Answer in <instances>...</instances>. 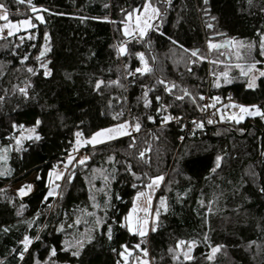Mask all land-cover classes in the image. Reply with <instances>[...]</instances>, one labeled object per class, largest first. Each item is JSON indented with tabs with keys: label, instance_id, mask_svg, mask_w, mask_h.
Returning <instances> with one entry per match:
<instances>
[{
	"label": "trees",
	"instance_id": "trees-1",
	"mask_svg": "<svg viewBox=\"0 0 264 264\" xmlns=\"http://www.w3.org/2000/svg\"><path fill=\"white\" fill-rule=\"evenodd\" d=\"M151 2L160 9L158 20L145 37L133 40L122 28L145 0H31V5L0 0L11 20L36 24L0 37V152L12 144L20 125L40 137L0 160V170H7L0 173L2 264H135L144 250L149 264H264V117L239 123L217 117L211 124L201 119L203 127L189 124L186 133L183 120L200 115L205 95L220 107L232 100L264 112V77L249 88L243 72L256 61L255 69L264 71V0ZM40 14L39 23L35 15ZM232 40L252 46L250 61H233ZM207 42L220 47L209 48ZM45 48L50 50L37 60ZM140 51L150 72L127 76ZM42 64L50 75H44ZM97 81L104 82L100 88ZM161 105L166 112L159 111ZM166 116L175 121L164 122ZM124 122L133 133L84 146L87 161L70 164L56 195L44 199L49 172L65 164L78 139L85 142ZM217 156L222 157L218 168ZM32 173L35 190L20 199L10 187L26 183ZM157 176L163 179L154 196L155 217L141 237L122 225L137 192ZM161 198L167 211L158 206ZM208 199L217 205L208 206ZM25 236L31 239L27 251L21 243ZM181 240L187 243L179 250ZM193 241L192 259L185 260L182 251ZM214 247L219 250L209 259ZM77 250L80 255L73 256ZM127 251L124 261L120 253Z\"/></svg>",
	"mask_w": 264,
	"mask_h": 264
},
{
	"label": "snow or ice",
	"instance_id": "snow-or-ice-1",
	"mask_svg": "<svg viewBox=\"0 0 264 264\" xmlns=\"http://www.w3.org/2000/svg\"><path fill=\"white\" fill-rule=\"evenodd\" d=\"M17 2L18 3H22V2H24V0H17ZM166 2L170 4L171 0H166ZM28 3H29V5H31V0H28ZM205 3H207V0H205ZM143 7H144L145 19L143 21H141V17L140 16L137 17V26L139 27L141 37H143L146 34L148 28L152 27V25L149 23V20L154 19L156 16L160 15V9L157 8V7H154L150 2L145 3L143 5ZM31 10L34 13L38 12V9L35 6H32ZM130 15L131 14H129V16ZM8 17H9L8 8L3 3H0V20L6 21V23L4 25L0 26V31H3L4 29H7L8 30V35H13L15 31H19L21 28L28 29V28L35 27V25L31 21V19H24V20L18 21L16 23H13V22L9 21ZM35 18L37 20H40L41 22H43V17L42 16L36 15ZM208 26L211 27V25H208ZM125 35H130V33L128 31V28H127V25H125ZM45 38L47 39V33H45ZM214 47H220V45H214L212 43H209V48H214ZM261 48L264 49V39H262ZM49 50L50 49H48V48H45L44 50H42L40 52V55L37 57V60H39L40 57L45 56L46 52L49 51ZM124 51H125L124 48L120 49V52H124ZM197 54H198V50H193L192 51V56H197ZM140 55H141V59H143L142 54H140ZM261 55H264V51L261 52ZM24 59H27V57H25ZM201 59H203V57H201ZM256 63H259V61L254 62L251 65L249 70L254 69ZM41 67L44 69V75L45 76H48V75L51 74V69L48 68L47 64H42ZM28 71L29 72H33L34 70L32 68H28ZM136 71L137 72L149 71V69L147 67H145L144 69L137 68ZM259 75L261 77H264V71H260ZM255 79H256V77L254 76L252 78V80L249 81V83L247 85L249 88H254L255 87ZM103 83H104L103 81H97L96 82V87L100 88L101 84H103ZM111 83H118V81H112ZM161 83H163V81H161ZM217 86H219V85H217ZM172 87H175V85H172ZM20 91L22 93H25V95L27 94L25 89H20ZM166 91L170 92L171 88H166ZM144 95H145V101H144L145 102V106H148L150 101H148L147 98H146L147 97V93H145ZM185 95H188L187 91H185ZM0 99H2V98H0ZM156 99L159 100L160 97H157ZM177 99H183V97L182 96L181 97H177ZM201 99H203V97H201ZM213 99L218 100L219 97H215ZM212 106L214 107V105H212ZM231 107L239 108L240 109V113H242V115H240L239 117H237L236 114H233L232 116L229 117L230 120H235L236 123H239L240 121H242L244 119V115H249V116H257V115H259L261 117H264V112H261V110L255 105L244 106V105L233 104V105H231ZM251 109H254V111L251 110ZM148 119L151 121V120H153V117L149 116ZM163 119H164V122H167V121L173 119V117L166 116ZM221 119H223V116L221 117ZM212 122L213 121L211 119L208 120L209 124H211ZM37 124H39V121H37ZM197 126L198 127H203V124L201 123V124H199ZM19 127L22 128L23 125H20ZM129 127H132V126L129 125L128 122H124V123H121V124H117L116 126H114L112 128L102 129V130L96 132L90 138V140L85 141V143L96 144V143L101 142V140H99L98 138L112 139V138H114L115 135H127V134H129L128 131H127V129ZM140 127H141V125L139 123H136L134 125V128H135L136 131H139ZM30 131L34 133L35 129L33 128ZM76 135H77V137H79L81 135V133H76ZM27 138L28 139H32L33 137L32 136H28ZM35 139L39 140L40 139L39 135H36ZM16 143L20 144V140L17 139ZM79 143H80V140L78 139L77 140V144H79ZM141 156H143V153H141ZM73 159L74 158L70 155L68 157V164H71ZM87 159H88V157H83L82 159L79 160V163L83 164ZM221 159H222V157H220V156L216 157V167L217 168L220 167ZM65 167H67V165H65ZM213 171H215V168L213 169ZM53 175H55V179L59 180V179L62 178L63 173H55L54 174L52 172H49V182L50 183L52 182ZM162 179H163L162 176L155 177L152 180V183L148 184L147 187L151 189L154 186H158L159 182ZM25 187H27L29 190L31 189L30 185L25 186ZM56 187L58 188L59 185H56ZM133 187H136V185H133ZM262 191H264V189H262ZM19 194L21 196L26 195L25 188L22 187L21 189H19ZM55 194H56L55 189L54 188H50L48 193H47V196H45L44 199L47 200L49 197H51V196H53ZM146 195L147 194L145 192H137L136 199L138 200L141 197H144ZM147 199H148V203L150 204L151 196H148ZM160 204H161L162 207H164V210L167 211V205L165 203L164 198H161ZM21 208H23V205H21ZM141 210L144 211L145 213H147L149 211L148 207H144ZM136 211H137V205H136V202L134 201L132 210L124 218L127 223H126V225H122V226H126L128 228L129 232H137L141 237H143L145 235V233H146V227L145 226L148 223V219H147L146 216L143 217V218L134 219V213H136ZM17 215L18 216L21 215V212L18 211ZM159 215H160L159 209H157L156 219L159 218ZM78 222L79 221H77V223ZM96 223H97V225H100L102 223V221L99 218H97ZM134 224L137 225V227H134ZM4 230L8 231V229H4ZM152 230L155 231L156 229L153 228ZM107 232H108L109 239H111V234H112L111 226H108ZM38 238L39 237H37V239ZM89 239H91V237H89ZM21 243L24 245V251H27L28 245L31 243L30 237L25 236L24 240ZM65 243H66V245L68 244L67 241ZM76 243L79 245L80 248H83V243L81 241H77ZM186 243L187 242H185L183 240L179 241L177 243V248H180L181 245H184ZM194 244H195V241L190 242V246L188 247V251L184 253V259L185 260L192 259L190 253L192 251V246ZM70 247H71V245H68V247L65 248V251L69 250ZM122 247H125V249H126V246H122ZM137 247H139V245H137ZM218 250H219V247L212 248V252L213 253L217 252ZM144 251H145V255H147V251L146 250H144ZM169 251H171V249ZM20 255H21V259H22L23 258V252H21ZM51 255H53V256L56 255V249L55 248L52 249ZM72 255L73 256H79L80 255L79 250L73 251ZM120 255L124 256V252H121ZM208 258L211 259V256H209ZM174 259H178V256L174 257ZM0 264H2V262H0ZM143 264H147V262L145 261V262H143Z\"/></svg>",
	"mask_w": 264,
	"mask_h": 264
},
{
	"label": "rangeland",
	"instance_id": "rangeland-1",
	"mask_svg": "<svg viewBox=\"0 0 264 264\" xmlns=\"http://www.w3.org/2000/svg\"><path fill=\"white\" fill-rule=\"evenodd\" d=\"M147 2H150L154 7H157L156 5H154L152 2H151V0H145V3H147ZM144 3V4H145ZM129 14H131L130 16H129ZM128 15H127V17H126V21H125V23H124V25H123V28H122V32H123V35L126 37V38H132L135 34H137V35H139V36H141L140 35V30H139V27L137 26V17L138 16H140L141 17V21H143L144 19H145V16H144V7H142L140 10H134V11H132V12H130ZM40 16H42L41 14H40ZM35 17H36V15H35ZM158 17H159V15L158 16H156L154 19H151V20H149V23L152 25V27L155 25V23L157 22V20H158ZM9 18V17H8ZM29 19V18H28ZM21 20H24V19H21ZM21 20H11L10 18H9V21H11V22H13V23H16V22H18V21H21ZM37 22H41L40 20H37ZM6 23V21H4V20H0V26H2V25H4ZM35 26H36V24H34ZM125 25H127V28H128V31H129V33H130V35H125ZM152 27H150V28H148V30H147V32H146V34L143 36V37H145L146 35H147V33L150 31V29L152 28ZM33 28V27H32ZM31 28H28V29H24V28H21L19 31H15L14 32V34H21V33H23V32H28L29 30H30ZM3 31H6L7 33H8V30L7 29H4ZM2 31H0V33H1ZM13 34V35H14ZM11 36V35H10ZM228 43H230V42H228ZM207 45H209V43L207 42L206 43ZM222 44H224V45H226L227 44V42H224V43H222ZM231 44H232V50L229 52V54H230V56H231V58L233 59V61H241V60H243V59H245L246 61H250L251 60V58H252V55H251V50L250 49H252V46L251 47H248V46H245V45H241V44H239L238 42H235V41H231ZM121 48H123V47H120L119 48V51H120V49ZM247 57H249V58H247ZM250 69V68H249ZM244 72V74H246L247 76H248V81H251L252 80V78L255 76L256 77V79L259 77V72L260 71H257L255 68L254 69H252V70H248V71H243ZM256 79H255V81H256ZM231 105H233V103L232 104H228V105H225L224 107H220L218 110H217V114H218V117L220 118V120H228V121H235V120H230L229 119V117L230 116H232L233 114H236V116L237 117H239L240 115H242V113H240V109L239 108H233V107H231ZM236 105H239V104H236ZM244 106H246V105H244ZM251 110H253L254 111V109H251ZM223 116V119H221V117ZM252 117H254V116H249V115H244V119L243 120H245V119H247V118H252ZM242 120V121H243ZM241 122V121H240ZM129 125H130V123H128ZM114 127V126H113ZM109 128H112V127H109ZM31 129H33V128H21V127H19V131H18V133H17V135L13 138V142H12V144L11 145H9L7 148H5L4 150H1V152H0V160L1 161H5V156H6V154H7V152H9V151H12V150H20L21 148H22V146H23V144H24V142H26V141H29V140H31V139H28L27 137L28 136H32L33 138L32 139H35V136L37 135L35 132L33 133V132H31L30 130ZM107 129V128H106ZM100 131V130H99ZM127 131H128V133L129 134H131V133H133V131H134V129L132 128V127H129L128 129H127ZM98 132V131H97ZM96 133V132H95ZM94 133V134H95ZM93 134V135H94ZM92 135V136H93ZM128 135V134H127ZM91 136V137H92ZM122 136H125V135H115L114 136V138H112V139H105V138H98L99 140H101V142H99V143H96V144H92V143H85L84 141H81L80 139V143L78 144V146L76 147V149H75V151L74 152H76L78 149H80V148H83L84 146H86V145H89V146H91V147H94V146H96V145H100V144H103V143H106V142H109V141H112V140H115V139H118V138H120V137H122ZM90 137V138H91ZM90 138H88L87 140H90ZM17 139H19L20 140V144H17L16 143V141H17ZM86 140V141H87ZM74 154V153H73ZM87 154H88V152H87ZM71 156L74 158L73 160H72V163L73 162H79V160L80 159H77V158H75L72 154H71ZM88 157V156H87ZM87 161V160H86ZM2 162V163H3ZM71 163V164H72ZM65 165H67V167L70 165V164H68V158H67V160H66V162H65V164H63V167H62V169H60V170H57L56 169V167L52 170V171H50V172H52V173H64V171H65V169L67 168V167H65ZM3 167V169L2 170H0V173H4V171H7L6 170V166H2ZM34 175H35V173H32L29 177H28V179H27V181H26V183L25 182H18V183H15V184H13V185H11V187H10V189L12 190V192L13 193H15V195H17L20 199H24L27 195H29L30 193H32L34 190H35V185L33 184V179H34ZM62 179V178H61ZM61 179H59V180H57V179H55V175H53V177H52V182L50 183L49 182V177H48V183H49V185H50V188H54L55 189V192L57 193V190H58V188L56 187V185L58 184V182H60L61 181ZM154 179V178H153ZM152 179V180H153ZM152 180L150 181V183H152ZM161 182H162V180L159 182V184H158V186H154L153 188H148V187H146V189H145V191H143V192H145L147 195L146 196H144V197H141L140 199H135V202H136V205H137V211H136V213H134V219H136V218H143V217H147V219H148V223H147V225L145 226L146 227V233H145V235L148 233V229H149V225H150V222L152 221V220H154V217H155V215L152 213V207H153V205H154V196H155V193L159 190V188H160V186H161ZM149 183V184H150ZM28 185H30L31 186V189L29 190L27 187H25V186H28ZM25 188V192H26V195H24V196H21L20 194H19V189H21V188ZM56 195V194H55ZM55 195H53V196H55ZM148 196H151V202H150V204L148 203V199H147V197ZM165 203H166V205H167V201L165 200ZM207 204H208V206H216L217 205V202L216 201H212L211 199L209 200L208 199V201H207ZM158 206H159V208L161 209V210H163V211H165L164 210V207H162L161 206V204L160 203H158ZM168 206V205H167ZM144 207H148V209H149V211L147 212V213H145L144 211H142L141 209H143ZM132 208H133V206H132ZM132 208H131V210H132ZM130 210V211H131ZM134 227H137V225H135L134 224ZM132 233H136V234H138L137 232H132ZM139 235V234H138ZM140 236V235H139ZM189 246H190V243L188 244ZM195 245V244H194ZM194 245L192 246V248L194 247ZM181 247V246H180ZM181 248H179V250H180ZM182 251V250H181ZM188 251V249L185 251H182V255L184 256V253L185 252H187ZM130 252H126L125 254H124V256H122L123 257V259H124V261H126L127 260V258H128V254H129ZM190 255H191V253H190ZM213 255H214V253L213 252H211L210 253V256H211V258L213 257ZM147 262V264H149V259H148V256L147 255H145V253L141 256V259H140V261L138 262V263H135V264H143V262Z\"/></svg>",
	"mask_w": 264,
	"mask_h": 264
},
{
	"label": "built area",
	"instance_id": "built-area-1",
	"mask_svg": "<svg viewBox=\"0 0 264 264\" xmlns=\"http://www.w3.org/2000/svg\"><path fill=\"white\" fill-rule=\"evenodd\" d=\"M0 37L1 38H6V37H8V33L6 31H2L0 33ZM141 38L142 37L137 35V34H135L132 37L133 40H140ZM140 54H142L143 59H141V55ZM135 60H136L135 67H134V69L128 71L127 76H135V75L144 76V75H147L150 72V69H151V63H150L147 55L144 52L140 51V52H138L136 54ZM145 67H147L149 69V71H142V72H137L136 71L137 68L144 69ZM232 103H233L232 100H226L224 105H228V104H232ZM212 105H214V107ZM201 106H202V110H201L199 116L183 118L184 124H185L184 125L185 133L188 132L187 125H189V124H191L192 126L198 127L197 125L202 123L201 119H203L205 121H208L210 119L213 120V119H216L218 117L217 110L220 108V106L215 105L214 102L208 97V95H205L203 97V101H202ZM159 111L161 113H164L167 110H166V108L164 106L161 105ZM173 121H175V119H173ZM72 155L75 158H77V159H82L83 157H87L88 156L87 150L85 149V147L78 149ZM62 167L63 166L61 164H58L56 166V169L60 170V169H62Z\"/></svg>",
	"mask_w": 264,
	"mask_h": 264
}]
</instances>
